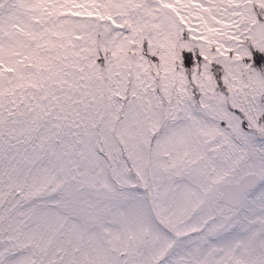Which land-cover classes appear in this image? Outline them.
I'll return each instance as SVG.
<instances>
[{
  "label": "snow or ice",
  "instance_id": "1",
  "mask_svg": "<svg viewBox=\"0 0 264 264\" xmlns=\"http://www.w3.org/2000/svg\"><path fill=\"white\" fill-rule=\"evenodd\" d=\"M0 264H264V0H0Z\"/></svg>",
  "mask_w": 264,
  "mask_h": 264
}]
</instances>
